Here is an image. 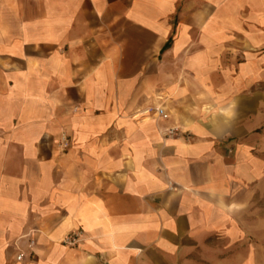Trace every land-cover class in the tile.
I'll return each instance as SVG.
<instances>
[{"label": "crops", "instance_id": "crops-1", "mask_svg": "<svg viewBox=\"0 0 264 264\" xmlns=\"http://www.w3.org/2000/svg\"><path fill=\"white\" fill-rule=\"evenodd\" d=\"M260 8L0 0V264H258Z\"/></svg>", "mask_w": 264, "mask_h": 264}, {"label": "rangeland", "instance_id": "rangeland-1", "mask_svg": "<svg viewBox=\"0 0 264 264\" xmlns=\"http://www.w3.org/2000/svg\"><path fill=\"white\" fill-rule=\"evenodd\" d=\"M259 11L262 13L264 10L260 8ZM258 43L253 58V70L257 69L253 73L255 81L251 90L247 93V95H252L257 103H254L252 107V115L250 116L252 119L249 118L244 122L253 127L252 134L248 139L253 146L255 155L258 157L254 171L257 173L259 180L252 188V207L244 212L245 231L243 238L244 243L252 240L258 255V264H264V39H259ZM242 61H244V57ZM244 251H249V249L244 248Z\"/></svg>", "mask_w": 264, "mask_h": 264}, {"label": "built area", "instance_id": "built-area-1", "mask_svg": "<svg viewBox=\"0 0 264 264\" xmlns=\"http://www.w3.org/2000/svg\"><path fill=\"white\" fill-rule=\"evenodd\" d=\"M139 114H141V115L153 114V115H156V116L161 117V118H167L168 117V113L166 112L165 108L161 105L147 106V107L141 109L139 111ZM171 131H172V129H170V132ZM77 237H78L77 233L72 232V233L67 235L66 241H68L69 243H74L76 241ZM33 243H34V241L32 239L29 240L28 246L31 247ZM22 256H23V253L20 252L17 254L16 258L21 259Z\"/></svg>", "mask_w": 264, "mask_h": 264}]
</instances>
